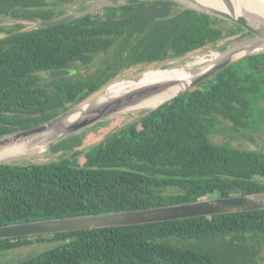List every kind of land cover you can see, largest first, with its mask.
Listing matches in <instances>:
<instances>
[{
  "label": "trees",
  "instance_id": "trees-1",
  "mask_svg": "<svg viewBox=\"0 0 264 264\" xmlns=\"http://www.w3.org/2000/svg\"><path fill=\"white\" fill-rule=\"evenodd\" d=\"M48 5L0 0V20L66 15ZM136 5L132 19L120 10L118 19L111 12L105 19L87 14L30 31L20 23L0 26V34L8 35L0 39V138L70 111L126 70L183 57L244 32L190 9L178 11L169 1ZM244 61L248 66L242 68ZM87 65L96 66L89 77L43 83L50 72L73 74ZM263 65L264 55L248 57L88 151H77L83 135H76L53 147L62 153L59 161L0 164V226L264 192V168L256 159L210 139L218 116H236L228 103L250 101L247 89L257 85L260 69L246 71ZM47 242L57 245L14 264H228L227 249L244 255L241 264H255L264 242V210L0 240V255Z\"/></svg>",
  "mask_w": 264,
  "mask_h": 264
},
{
  "label": "water",
  "instance_id": "water-1",
  "mask_svg": "<svg viewBox=\"0 0 264 264\" xmlns=\"http://www.w3.org/2000/svg\"><path fill=\"white\" fill-rule=\"evenodd\" d=\"M163 1L176 3L181 7V10L190 9L199 12L201 14L211 16L213 18H218L223 21L230 22L242 28L246 33L245 37L243 38H247V40L242 41L243 38L239 39L241 42L237 44L240 46L237 52H242L244 49L247 48H252L254 51L255 48L264 46V20L252 17L248 15V13L246 14L242 13L240 15L236 14L234 6L232 5V2L230 0H221L225 5L226 10L216 9L208 5L204 6L201 3H199L197 0H163ZM104 2H106V7H113L126 3L139 4V3H143L144 1L143 0H104ZM99 9L100 8H98V10ZM87 14H88L87 12L72 13L53 20H40L34 18H9V20H3V19L0 20V26L8 22L11 23L28 22V23H32L33 25H35L36 28L39 29L51 28L72 22L74 20L84 17ZM232 48H234V46ZM222 49L223 48L219 46L215 47L213 53H218L219 55H222L228 53V51L231 50V48L225 50ZM196 52L193 53L195 54ZM263 53L264 51H260L256 53H248L247 55H244L236 60H234L231 57L234 56V54H229L225 58H221L220 61L217 60L213 65H211V67L207 71H205L204 73L198 76H195L194 74L198 70L204 67H208L209 63L203 64L201 68L198 69L195 73H193V71L191 70L190 72L192 73V75H194L193 76L194 78L190 80V84L187 85V88L184 91L178 92L169 100L160 104L158 107H156L153 110L151 109L145 110L143 114L139 115V117H137L135 120L128 123L125 126V128L129 127L133 123H136L140 119L147 116L149 113L157 110L158 108L172 101L178 96L183 95L184 93L203 84L205 81L215 77L216 75L226 70L231 65L236 64L239 61H242L256 54L263 55ZM211 55L207 56V62H209L212 59ZM201 56H205V55L204 54L195 55V58ZM186 57L189 58V54L183 57H177L172 62H165V61L161 62L158 64V68L155 69L160 70L161 72H170L173 68H176L180 65H174L173 67L165 68L166 65H171L176 61L184 60ZM145 73H143L142 76ZM70 74L71 73L68 71H53L50 73L52 78H59ZM184 84H185L184 81L175 78L165 79L164 81H161V83L159 84L148 85L146 87H141L129 91V93L126 94L125 96L106 103L105 105L95 109L94 111H91L90 114L88 116H84L83 119H79L78 121L70 123L69 125H66L65 123L62 125L60 123L62 119L70 115V113L76 110L79 106L103 94L106 91L105 90L99 95L95 94L96 96H92L89 100L85 101L75 109L73 108V110H70L62 114L47 123H44L42 125H39L37 127L25 131H20L17 133H13L1 137L0 153L4 152L8 148H11L21 143L25 139L29 140L34 135H40L45 132L54 131L57 137L49 143L48 147L44 151V153H46L47 151L52 150L53 147L58 142L79 135L85 129H88L89 127H92L93 125L102 122L107 118L119 114H125L124 112H132L130 109H128L127 111L124 110L136 104L142 102L145 103L151 97H155V96L159 97L160 95H165V96L171 95L173 89H180L181 86ZM24 158H28V157H24ZM20 159H18L17 161H19ZM8 162H15V161H8ZM5 163L6 162H0V164H5ZM7 164L15 165L9 163ZM261 210H264V192L242 195V196H232L228 198H211V199L197 201L194 203L180 204V205L166 206V207H156V208H149L143 210L96 214V215H82V216H75L68 218L10 224L5 226H0V240L43 236V235H51V234L67 233V232L91 231L96 229L122 228V227L138 226L145 224L163 223V222L175 221L181 219H190L196 217H208L214 215L243 213L250 211H261Z\"/></svg>",
  "mask_w": 264,
  "mask_h": 264
},
{
  "label": "bare ground",
  "instance_id": "bare-ground-1",
  "mask_svg": "<svg viewBox=\"0 0 264 264\" xmlns=\"http://www.w3.org/2000/svg\"><path fill=\"white\" fill-rule=\"evenodd\" d=\"M202 5L212 6L216 9L226 10L224 3L221 0H197ZM232 5L234 6L236 14L240 15L242 13L264 20V0H230ZM239 45L234 46L231 50L226 54L219 55L218 53H213L211 55L212 59L207 62V56H201L202 58H194L193 61L188 63L186 66L180 65L176 68H173L170 72H161L160 70H152L145 73L143 76L126 79L120 83H116L113 86L109 87L103 94L97 96L93 100L79 106L76 110H74L70 115L66 116L64 119L60 121L63 125H69L79 119H83L84 116H88L91 111L105 105L106 103L119 99L129 91L134 89H138L141 87H146L148 85H156L164 81L165 79H178L185 82L184 85L181 86L180 89H173L171 95H160L151 97L145 103L136 104L130 108L125 109L127 111L130 109L133 111L140 110H153L158 107L160 104L169 100L178 92L184 91L187 88V85L190 84V80L193 79L194 75L198 76L205 71H207L211 65H213L217 60L220 61L221 58H225L229 54H234L231 56L234 60L247 55L248 53H256L260 51H264V46L259 48H255L254 51L252 48L244 49L242 52H237L239 49ZM205 63H209L208 67H204L202 69L201 66ZM200 69V70H198ZM195 73L192 75L190 71ZM168 77V78H167ZM130 113V112H124ZM57 135H55L54 131L45 132L40 135H34L29 140H23L21 143L6 149L4 152L0 153V162H8V161H17L20 158L30 157V156H38L44 153L49 143L55 139Z\"/></svg>",
  "mask_w": 264,
  "mask_h": 264
},
{
  "label": "rangeland",
  "instance_id": "rangeland-1",
  "mask_svg": "<svg viewBox=\"0 0 264 264\" xmlns=\"http://www.w3.org/2000/svg\"><path fill=\"white\" fill-rule=\"evenodd\" d=\"M143 1L145 3H152L155 0H143ZM92 7L94 10L91 9ZM98 8H100L99 10H101V8L102 9L106 8V2H104V0H76L75 4H73L71 7L67 8V14L79 13V12H87L88 14L91 12H97V13L102 12V11H96V10H98ZM3 20H9V19H3ZM229 23L230 22L225 21L223 23V25L225 27H228V28H231V27L233 28V26L230 25L232 23H230V24ZM14 24L15 23L8 22L4 25L5 26H12ZM4 25H2V26H4ZM23 25H24L25 30H31L35 27V25H33L32 23H28V22H24ZM243 34L246 35L245 33H243ZM2 37H4V35L0 34V39ZM241 38H243V37H241ZM239 39L240 38L226 37L217 46L205 47V48L197 51L195 54L189 53V58L186 57L184 60H179V61H176L175 63H173L171 65H166L165 68L166 67L170 68V67H173L174 65H186V64H188L194 60L195 55L204 54L205 56H209V55L213 54L214 48L218 47V46L222 47L223 48L222 50L230 49L233 46H236L238 43L241 42ZM245 40H247V38H243L242 41H245ZM256 55H259V54H256ZM190 56H192V57H190ZM176 58L167 59L165 62H172ZM199 58H202V57H199ZM158 64L159 63H156L154 65H150V66H138V67H134V68H131L129 70H126L120 76H118L116 79H114L109 85H107L104 89H102L100 92H98L96 95H99L100 93L107 90L109 88V86H112L116 83H120L126 79H131V78L142 76L143 73L149 72L151 70H154L155 68H158ZM244 64H247V61H244ZM92 71H93V69H90V68L88 69V71L82 70L80 72V75H87V74L91 73ZM259 72H261L264 75V68L261 69ZM44 77H46V76H44ZM261 81H262V87H264V77H261ZM96 95H94V96H96ZM89 99H87V100H89ZM259 100L264 101V92H263V95L255 94V98L252 99V101H257V102H259ZM84 102H82V103H84ZM82 103H80L79 105H81ZM78 106H75L74 109ZM71 110H73V109H71ZM144 112H145V110L144 111L140 110V111H133L130 113H125V114L115 115V116H112L110 118L105 119L102 122H99V123L93 125L92 127H89L88 129H85L81 134H79V135H83L82 136L83 137V144L81 147L77 148V151L78 152H80V151L85 152V151L92 149L93 147L98 146L99 144L103 143L107 138H109L115 134L120 133L122 130H124L125 126L128 123L135 120L137 117H139V115L143 114ZM256 114L258 115V113H256ZM60 143H61V141H60ZM216 143H221V140L217 139ZM51 151L52 150H49L42 155L23 158V159H20L19 161H15V162H6L5 164H7V163H9V164H47L50 162L59 161L62 153L55 154V153H52ZM79 162L81 165H83L86 162V160L84 157H81ZM170 192L171 191L167 192V194H170ZM56 245H57V243H52V242L40 243V244L37 243V244L31 245V246H26V247H22V248L12 250L8 253L0 255V264H14V263H18L21 261L29 260L32 257L39 256L41 253L47 251L48 249H50ZM257 250H258V253L256 254V256L253 257L255 259V264H264V242H262L258 246ZM226 252H227V254H226L225 259L227 260L228 264H230L231 261L238 263V264H241L240 261L241 260L243 261V259H244V255H242V253H240L239 251L227 249ZM245 260L249 261L248 259H245ZM224 264H227V263H224Z\"/></svg>",
  "mask_w": 264,
  "mask_h": 264
},
{
  "label": "flooded vegetation",
  "instance_id": "flooded-vegetation-1",
  "mask_svg": "<svg viewBox=\"0 0 264 264\" xmlns=\"http://www.w3.org/2000/svg\"><path fill=\"white\" fill-rule=\"evenodd\" d=\"M75 1L76 0H68V1L47 0V2L49 3L48 7L50 8V10L53 11V13L59 14V13L65 12L66 15H67V8L75 4ZM155 1H163V0H155ZM126 4H128V6L130 7L125 8L123 6L125 4H121V5H117L113 7H106L104 9L101 8V10H96V11H102V12H98V13L91 12L89 14H91L92 17L94 18L105 19L106 16L108 15V12H111L112 13L111 17L118 19L122 17L124 14V12L120 10H125L126 11L125 13H127L126 16L132 19L139 12V8L136 5L138 3H135V4L126 3ZM131 5H134V6H131ZM178 7H179L178 11H182L179 5ZM91 9L94 10L93 7ZM4 19H9V18H4ZM18 23H15V24H18ZM20 24H24V23H20ZM221 25H223V23H221ZM33 29H36V27H34ZM25 31H30V30H25ZM98 33H101V32H98ZM243 33H245V31L240 33L239 35H236L234 38L245 37ZM2 35H4V37L2 38H5L8 36L4 33H2ZM240 62L233 64L230 67H234ZM247 66L248 64H245L243 66L241 65L242 68L247 67ZM263 66H261V68H258V69L247 70L246 72H251V71L256 72L259 69L260 70L263 69L264 68ZM89 68L93 69L91 73L87 75H80V72L82 70L88 71ZM95 69H96V66L94 67L92 65H87V66H84V68L81 71H78V73L76 71L73 74L65 75L59 78L67 77V79L73 80V82H75L78 78L82 79V78L91 76V74L96 71ZM50 73L46 75V78L43 82L44 85L51 84L52 81L59 79V78H52ZM261 77H264V75L261 72H258L257 77L254 79V81L257 82L258 84L250 85L249 86L250 88L247 89V91L251 93V95L248 98L250 100L249 102L247 103L231 102L227 104L229 108L233 109V111L236 113V116L233 118L228 117V116H218L217 127L213 129L212 134L210 135V139L214 144L219 145V146H226L228 149H230L233 152L240 153V154L241 153L250 154L249 156L256 159L257 163L260 164V168L263 169L264 168V101L263 100H259V102L252 101V99L255 98V94L263 95L264 87H262ZM256 113H258V115ZM217 139H220L221 143H216Z\"/></svg>",
  "mask_w": 264,
  "mask_h": 264
}]
</instances>
